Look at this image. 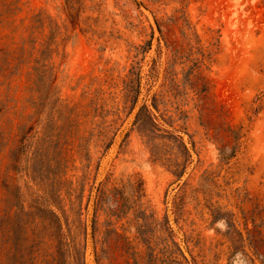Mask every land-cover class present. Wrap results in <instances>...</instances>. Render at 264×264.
I'll list each match as a JSON object with an SVG mask.
<instances>
[{
	"label": "rangeland",
	"instance_id": "rangeland-1",
	"mask_svg": "<svg viewBox=\"0 0 264 264\" xmlns=\"http://www.w3.org/2000/svg\"><path fill=\"white\" fill-rule=\"evenodd\" d=\"M0 264H264V0H0Z\"/></svg>",
	"mask_w": 264,
	"mask_h": 264
}]
</instances>
